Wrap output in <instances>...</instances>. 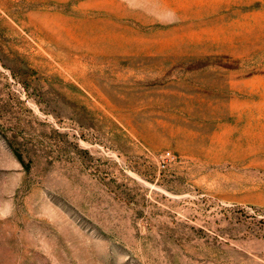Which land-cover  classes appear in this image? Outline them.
<instances>
[{
	"label": "rangeland",
	"instance_id": "obj_1",
	"mask_svg": "<svg viewBox=\"0 0 264 264\" xmlns=\"http://www.w3.org/2000/svg\"><path fill=\"white\" fill-rule=\"evenodd\" d=\"M0 264H264V0H0Z\"/></svg>",
	"mask_w": 264,
	"mask_h": 264
}]
</instances>
